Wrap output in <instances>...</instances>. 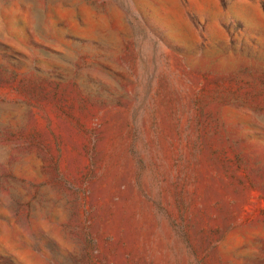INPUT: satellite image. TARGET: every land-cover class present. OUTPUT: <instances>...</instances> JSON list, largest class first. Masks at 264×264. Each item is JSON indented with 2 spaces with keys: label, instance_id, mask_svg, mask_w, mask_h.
<instances>
[{
  "label": "rangeland",
  "instance_id": "rangeland-1",
  "mask_svg": "<svg viewBox=\"0 0 264 264\" xmlns=\"http://www.w3.org/2000/svg\"><path fill=\"white\" fill-rule=\"evenodd\" d=\"M0 264H264V0H0Z\"/></svg>",
  "mask_w": 264,
  "mask_h": 264
}]
</instances>
